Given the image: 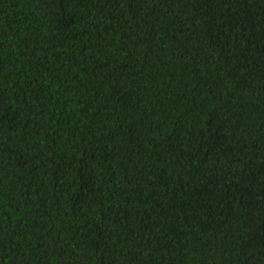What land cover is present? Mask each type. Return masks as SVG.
Wrapping results in <instances>:
<instances>
[{
  "label": "trees",
  "instance_id": "trees-1",
  "mask_svg": "<svg viewBox=\"0 0 264 264\" xmlns=\"http://www.w3.org/2000/svg\"><path fill=\"white\" fill-rule=\"evenodd\" d=\"M0 264H264V0H0Z\"/></svg>",
  "mask_w": 264,
  "mask_h": 264
}]
</instances>
